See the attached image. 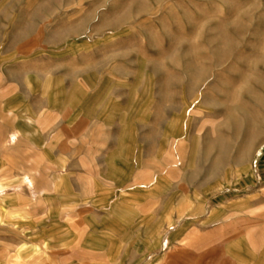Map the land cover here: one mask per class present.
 Returning a JSON list of instances; mask_svg holds the SVG:
<instances>
[{"label":"rangeland","instance_id":"obj_1","mask_svg":"<svg viewBox=\"0 0 264 264\" xmlns=\"http://www.w3.org/2000/svg\"><path fill=\"white\" fill-rule=\"evenodd\" d=\"M0 187V264H264V0H0Z\"/></svg>","mask_w":264,"mask_h":264},{"label":"crops","instance_id":"obj_2","mask_svg":"<svg viewBox=\"0 0 264 264\" xmlns=\"http://www.w3.org/2000/svg\"><path fill=\"white\" fill-rule=\"evenodd\" d=\"M15 138H16V136L13 134V135L10 136V140L9 141H12L13 142L15 140ZM25 181H26L27 185H31V183H32V180H30L28 178H25ZM0 190H1V187H0ZM44 254H45V252H44Z\"/></svg>","mask_w":264,"mask_h":264}]
</instances>
